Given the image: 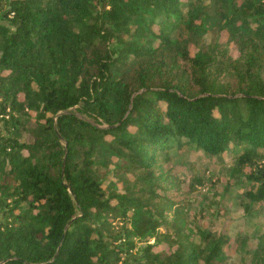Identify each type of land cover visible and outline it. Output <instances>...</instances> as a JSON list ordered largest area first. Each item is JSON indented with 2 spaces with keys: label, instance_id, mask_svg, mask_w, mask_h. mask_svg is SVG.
Returning a JSON list of instances; mask_svg holds the SVG:
<instances>
[{
  "label": "trees",
  "instance_id": "trees-1",
  "mask_svg": "<svg viewBox=\"0 0 264 264\" xmlns=\"http://www.w3.org/2000/svg\"><path fill=\"white\" fill-rule=\"evenodd\" d=\"M184 144L231 153L259 215L264 0H0V264H264L186 215Z\"/></svg>",
  "mask_w": 264,
  "mask_h": 264
},
{
  "label": "rangeland",
  "instance_id": "rangeland-1",
  "mask_svg": "<svg viewBox=\"0 0 264 264\" xmlns=\"http://www.w3.org/2000/svg\"><path fill=\"white\" fill-rule=\"evenodd\" d=\"M242 1V0H240ZM212 34L206 35V40H212ZM223 41H228L227 33L223 32ZM231 53L233 56H238L239 51L237 47L231 43ZM196 52V48L192 47V54ZM23 99V94H20ZM33 113V112H32ZM173 170L179 179V187L184 191V199L188 201L185 207L186 215L189 218H194V215L201 211L206 217L202 218L205 226L212 227L217 230H223L230 234L229 250L233 256L229 259L230 263H240L241 255L237 252V236L239 233L249 236L250 248H255L257 244L264 237V208H259V215L254 212L247 213L243 207L246 198H242L240 193L242 189H234L238 179L241 176H232L229 167H232L234 157L231 153L225 152L222 159L217 157H208L203 150L197 149L194 146L184 144L178 150H173ZM163 156V153H158ZM249 167H245L244 171H248ZM200 179L202 182H200ZM244 185H250L244 176H242ZM106 191L110 193L112 190H122L121 183L116 178L112 181H107L105 184ZM228 190L229 197L225 198ZM202 204H205L204 208ZM203 207V208H202ZM223 207L222 215L216 214L214 208ZM215 214L212 217V214ZM117 233H124L119 231L122 229V224L116 221ZM121 241H124L122 239ZM119 242V240H118ZM153 242V241H152ZM146 244L143 242H136V247L131 253L141 252L142 247ZM127 246V245H125ZM168 248L166 245H157L155 249Z\"/></svg>",
  "mask_w": 264,
  "mask_h": 264
}]
</instances>
